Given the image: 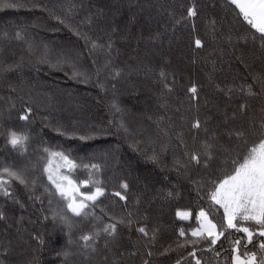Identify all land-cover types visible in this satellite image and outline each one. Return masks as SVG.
Wrapping results in <instances>:
<instances>
[{"label": "trees", "instance_id": "1", "mask_svg": "<svg viewBox=\"0 0 264 264\" xmlns=\"http://www.w3.org/2000/svg\"><path fill=\"white\" fill-rule=\"evenodd\" d=\"M18 2L23 6L0 10V59L20 64L0 78V124L3 130L26 134L29 147L22 157L0 137V162L35 165L31 178H37L39 199H29L20 185L14 187L23 208L0 197L7 217L0 221V264H195L196 259L201 264H230L229 241L223 238L215 246L219 256L205 244L195 246L193 258L188 255L192 245L176 244L185 239L179 237L181 227L188 233L197 226L198 205L207 207L201 197L223 159L205 168L203 163L189 164L185 153L202 151L213 133L218 145L234 146L229 131L247 132L264 117V50L241 38L248 25L237 17L238 9L227 0ZM193 5L199 15L176 24ZM18 32L22 38L16 37ZM196 38L202 48L195 47ZM93 43L98 47L93 49ZM161 70L168 74L171 93L163 88ZM193 84L198 99L189 98L187 89ZM241 84L253 85L256 95L225 94L229 86L238 89ZM25 114L28 120H21ZM196 118L206 122L200 130L191 128ZM45 147L70 153L77 163L101 166L98 177L105 196L87 211L104 222L132 213L133 225L120 226L108 248L103 234L96 252L83 248L80 237L91 233L97 222L73 217L58 195H49L41 186L47 183V176L41 175ZM154 154L158 163L148 159ZM87 174L80 168L73 178L83 180ZM121 181L129 184L126 201L113 195ZM179 210L192 216L180 219ZM65 214L72 219L71 229L59 219ZM140 226L157 230L148 248L147 238L136 231Z\"/></svg>", "mask_w": 264, "mask_h": 264}, {"label": "snow or ice", "instance_id": "2", "mask_svg": "<svg viewBox=\"0 0 264 264\" xmlns=\"http://www.w3.org/2000/svg\"><path fill=\"white\" fill-rule=\"evenodd\" d=\"M227 2L238 9L236 12L237 17H242L243 22L248 25L246 34L241 38L245 43L251 40L253 44H258L260 49L264 50V0H227ZM3 6L18 8L23 5L18 0H0V10ZM198 15L195 5L190 6L186 9V15L176 20L175 23L191 22ZM215 23V20L209 22L213 31L215 30ZM193 28H195V24H193ZM16 37L18 39L22 38L19 32L16 33ZM194 44L197 49L203 47L202 40L199 38L194 40ZM92 47L95 49L98 45L93 43ZM108 47H112L111 43ZM19 67L18 62L6 64L0 59V78L16 71ZM76 75L80 74L77 73ZM119 75V72L115 73V76ZM159 76L163 88L171 93L173 88L167 83L168 74L161 70ZM261 80H264V76L261 77ZM221 90L223 91V89ZM234 91L249 96L256 95L251 84H241L238 89L229 86L225 94H231ZM187 92L190 99H198V87L195 84L189 87ZM262 93H264V86H262ZM112 107L117 112L122 111L117 104H113ZM241 108L246 109L247 105H241ZM25 111L27 113L31 109ZM28 118L27 114L20 116L21 120H28ZM204 123L206 122L196 118L192 122L191 128L200 130ZM120 126L123 127V125ZM203 130L208 131L206 127ZM61 134L63 135V133ZM227 135L230 138L235 137L236 144L234 146L218 145L217 136L213 133L210 139L203 143L202 151L185 153L189 158V164L200 165L203 163L205 168L210 166L211 161L220 157L223 159L217 167L216 176L207 182L205 195L201 197L206 201L207 207L198 205L199 211L195 215L197 226L190 228L188 233L181 227L179 237L185 239L182 242L178 240L176 246L177 248H184L192 245L193 250L188 255L195 258V246L206 244L210 251H215L216 255L219 256L220 253L216 251L215 246L223 238L225 241H229L230 264H264V239H256L257 237H264V117L261 118L258 126L250 124L247 132L245 130H231ZM0 137L4 138L6 143L18 155L22 157L27 155L29 137L26 134L13 129L3 130V125L0 124ZM88 138L90 137H80V139ZM43 152L45 155L41 157L43 161L41 175L47 176V183L42 182L41 186L45 192L49 195H58L65 202L67 211L71 212L73 217L82 218L83 220H88L91 217L97 222L93 224L91 233L80 237L83 242L82 247L96 252V241L103 234L105 238L104 246L108 248L110 241H116L119 235V227H131L134 221L130 212L127 217L109 216V222H104L102 217L96 216L92 211H87L90 208L97 207L100 198L105 196L104 183L98 177L101 166L98 164L77 163L70 157V153L55 151L48 147H45ZM148 159L153 163L159 162L155 154L148 157ZM176 163L178 164L179 161ZM80 168L88 170L86 179L73 178L75 171ZM34 169L35 165L31 168L27 165L17 167L14 164L0 162V197L12 200L23 208L24 205L16 198L14 187V185H20L30 193L29 199H39L38 196H35L37 178H31ZM61 169L65 171L62 172ZM81 188L88 190L81 191ZM52 189H55V192ZM119 189L113 195L119 197L122 201H126L129 184L121 181ZM169 196H171V193H169ZM137 203H139L138 200ZM101 211L104 210L101 209ZM56 215L54 213V218H56ZM104 215L107 216L108 213L104 212ZM176 215L180 219H188L192 216V212L177 211ZM59 219L66 227L72 228V219L66 214L60 215ZM6 220V214L0 208V221ZM97 224L100 226L97 227ZM136 231L141 234V239L147 238L144 240L145 248H148L157 239L156 229L149 231L147 226H140L136 228ZM237 233H243V235H235ZM249 245L256 250L250 249ZM170 249L171 246L165 251ZM68 254L67 251L63 253L65 257ZM132 254L134 255V253ZM147 255L151 256L152 252L149 251ZM258 256L259 260H257ZM143 264H149V262L144 260ZM176 264H181L180 260H177ZM195 264H201V261L196 259Z\"/></svg>", "mask_w": 264, "mask_h": 264}, {"label": "rangeland", "instance_id": "3", "mask_svg": "<svg viewBox=\"0 0 264 264\" xmlns=\"http://www.w3.org/2000/svg\"><path fill=\"white\" fill-rule=\"evenodd\" d=\"M179 211H182L183 212V211H187V210H179Z\"/></svg>", "mask_w": 264, "mask_h": 264}]
</instances>
